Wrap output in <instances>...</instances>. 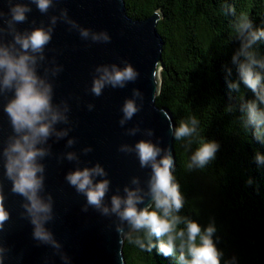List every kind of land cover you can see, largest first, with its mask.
Listing matches in <instances>:
<instances>
[{
    "label": "clouds",
    "instance_id": "9594fccd",
    "mask_svg": "<svg viewBox=\"0 0 264 264\" xmlns=\"http://www.w3.org/2000/svg\"><path fill=\"white\" fill-rule=\"evenodd\" d=\"M9 10L0 9V97L7 98L3 111L7 114L12 134L8 136L0 150V161L3 163L4 177L11 181V192L23 198L20 213L33 226L32 238L38 245H45L54 250L64 264H70V257L63 251L62 243L56 239L52 230L46 225L54 221V199L51 193L44 195L46 165L42 161L51 156L52 145L49 140L55 137L59 142L72 131L69 113L71 105L68 100L54 103V84L52 79L63 71L55 57L50 60L46 48L52 40L56 25L63 22L69 30L77 31L82 40L92 43H110L108 31H93L81 26L69 16L67 8L59 9V15H52L47 25L42 21L40 26L19 30L17 25L28 20L32 4L42 14H47L61 0H6ZM233 13L234 9L231 10ZM33 24L36 22L33 20ZM6 25V27H5ZM237 39L241 41L239 49L232 56L239 79L229 81V88L239 91L241 82L254 93V99L244 100L241 97L239 111L245 127L253 126L257 140L264 143V58L254 50L258 42L264 41V28L256 29L252 19L244 12L237 17L235 24ZM12 39L8 40L7 37ZM100 64L95 67L92 86L89 91L96 97L103 95L104 89H123L130 82L138 80L139 71L128 61ZM44 68L40 75L39 69ZM159 62L155 65L152 77L156 83ZM229 76L232 69L228 68ZM9 93L11 96L9 97ZM157 89L154 94L156 100ZM141 103H137V101ZM144 94L139 88L132 89V97L122 105L123 113L119 123L123 128L141 110ZM88 110L95 108L87 105ZM68 125L58 128L57 125ZM199 121L195 115L181 119L178 126L170 124V130L176 141L197 134ZM142 129L139 125L126 129V135L135 136ZM144 135H155L153 129H144ZM76 138L67 139L66 148L76 144ZM220 145L215 140L202 139L192 152L189 170L205 169L215 160ZM83 154L92 152L86 147ZM119 151L126 154L135 153L140 167L150 169L146 188L141 178L134 176L130 184L120 189L108 199L111 180L106 169L97 162L94 166L80 167V154L76 151L61 153L59 162L65 159L75 162L76 167L65 175L67 183L76 192L86 198L82 211L95 209L104 217L115 216L118 223L115 231L119 243L125 241L134 244L141 251L153 252L157 248L153 237L158 239V250L164 256H176L178 264H221L223 253L217 248L213 239L216 232L214 222L206 227L198 221L182 216L185 197L175 174V161L171 149H164L151 139H141L132 144H121ZM256 162L264 166V154L257 153ZM249 183H252L249 180ZM149 203H145L149 200ZM141 205H144L141 207ZM11 213L5 206L4 183L0 180V264L11 249L4 243L5 225ZM183 225V227H181ZM127 226V230H126ZM146 230L145 235H140ZM135 234V235H134ZM122 251V249H121Z\"/></svg>",
    "mask_w": 264,
    "mask_h": 264
},
{
    "label": "water",
    "instance_id": "95a60500",
    "mask_svg": "<svg viewBox=\"0 0 264 264\" xmlns=\"http://www.w3.org/2000/svg\"><path fill=\"white\" fill-rule=\"evenodd\" d=\"M27 2V0H23ZM28 13V20L18 24L19 30L45 25L52 15H59V9L67 8L69 16L81 26L93 31H108L110 43H92L82 40L77 31H70L69 25L59 22L56 25L51 42L46 48L49 60L55 57L63 65V71L52 79L54 84V103L68 100L72 131L69 137L57 142L55 137L49 140L52 155L42 163L46 165L44 195L51 193L54 199L55 219L46 227L53 231L63 245V251L70 257V264H127L123 246L115 231L118 220L115 216L104 217L95 209L83 212L86 198L80 195L65 180V175L74 170L75 162L66 159L61 163L58 157L67 151L80 154V167L94 166L99 162L108 172L111 189L108 199L117 188L123 195V188L129 185L131 178L139 176L146 188L150 169H142L135 153L119 151L121 144L134 145L141 139H151L164 149H171L176 168L174 136L170 124L175 126L169 109L156 104L160 93V72L163 69V48L165 42L157 26L161 16L155 12L143 20L132 19L126 9L125 0H61L47 14L39 12L35 4ZM0 9L9 10L6 0H0ZM36 23L33 24L32 21ZM6 27V25H5ZM8 40L12 37L8 36ZM130 62L140 73L137 81L129 83L123 89L106 87L103 95L96 97L89 89L92 86L94 69L100 64ZM159 62L156 83L152 77L156 63ZM40 75L44 68L39 69ZM139 88L144 94L141 110L123 128L120 126L121 112L125 99L132 97V89ZM157 89L156 100L154 94ZM9 97L11 93L8 94ZM7 98L0 97V150L12 128L8 116L3 111ZM95 105L92 111L87 105ZM137 103H141L139 100ZM139 125L142 131L135 136L126 135V129ZM68 125H57L58 128ZM153 129L155 135H144V129ZM75 137L76 144L66 148L67 139ZM92 147L87 155L83 149ZM174 168V170H175ZM173 170V171H174ZM3 163L0 161V180L4 183L5 206L11 218L5 225L4 243L11 249L4 264H64L54 250L38 245L32 238L33 226L27 219L21 218L23 198L12 194L11 181L4 177ZM146 200L145 203H149ZM144 205H141L143 207ZM127 230V226H126ZM122 249V251H121Z\"/></svg>",
    "mask_w": 264,
    "mask_h": 264
},
{
    "label": "trees",
    "instance_id": "16d2710c",
    "mask_svg": "<svg viewBox=\"0 0 264 264\" xmlns=\"http://www.w3.org/2000/svg\"><path fill=\"white\" fill-rule=\"evenodd\" d=\"M125 4L132 19H147L155 12L161 16L157 29L165 45L157 106L169 109L175 126L192 115L199 121L197 134L174 138V174L185 197L180 214L204 227L214 222L221 264H264V166L255 159L257 153L264 154V143L257 140L253 126L245 127L239 111L242 96L255 97L242 82L239 91L228 86L239 79L232 64L241 44L235 21L244 12L254 28H264V0H125ZM254 50L264 58V41ZM202 139L220 145L216 158L205 169L189 170L191 154ZM145 234L146 230L140 233ZM153 240L157 245L153 252L126 240V263L178 264L176 256L160 253L158 239Z\"/></svg>",
    "mask_w": 264,
    "mask_h": 264
}]
</instances>
